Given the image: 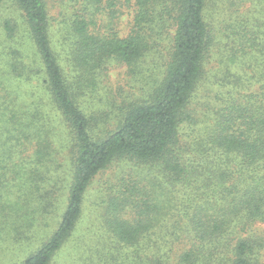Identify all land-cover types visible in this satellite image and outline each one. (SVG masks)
I'll return each mask as SVG.
<instances>
[{
  "label": "trees",
  "instance_id": "16d2710c",
  "mask_svg": "<svg viewBox=\"0 0 264 264\" xmlns=\"http://www.w3.org/2000/svg\"><path fill=\"white\" fill-rule=\"evenodd\" d=\"M9 1L26 26L23 33L3 24L5 78L18 82L0 80L7 127L0 186L21 200L32 193V212L60 208L51 202L61 193L52 182L66 196L52 233L19 264H51L75 247L86 191L113 163L119 172L108 181L104 222L109 248L124 254L108 262L264 264V0H76L61 38L80 66L71 87L51 44L45 0ZM107 8L111 15L132 9L126 37L94 30ZM118 65L142 95L112 104L111 130L88 118L74 94ZM47 108L59 112L71 140L72 167L57 173L40 166L51 144ZM13 136L20 146L34 141L32 155H16ZM102 254L97 246L86 264H102Z\"/></svg>",
  "mask_w": 264,
  "mask_h": 264
},
{
  "label": "rangeland",
  "instance_id": "374dc122",
  "mask_svg": "<svg viewBox=\"0 0 264 264\" xmlns=\"http://www.w3.org/2000/svg\"><path fill=\"white\" fill-rule=\"evenodd\" d=\"M45 3L51 23V44L56 52L60 54V57H62L61 63L65 79L71 87L73 84L72 79L80 71V66L76 63L77 59L74 58L72 54V46L69 47L66 45L65 42L61 41V38L63 36V28L67 22L66 19L70 18L71 13H73V6L76 0H45ZM112 10L111 8H107L106 13L100 12L97 15V23L103 26L101 29L95 27L94 30L99 31L101 34L106 32L115 33L118 37L124 38L130 32L133 11L132 9L125 8L122 12L118 14L115 12L111 15ZM241 11L243 15L245 12L243 10ZM257 11L258 12L255 14L256 16L259 15L258 7ZM244 15H246V13ZM6 20L11 22V26L12 23L14 24L16 31L22 30L24 33L26 23L18 7L15 4L13 5L9 0H2L0 2V80L11 82L16 87L18 81H7L5 78L8 74L7 59L2 52L3 46L5 45L6 47L8 45L3 29V24ZM27 43L29 44V41L25 40L24 44L26 48L23 50H26L28 53L30 45L28 46ZM88 77L89 76H84V79ZM132 80L133 77L129 75L127 68L123 65L112 66L103 74L95 75V87L83 82L86 89L83 88V93L79 98H76L74 94L75 102L88 118H92L94 122L98 123L99 127L102 128L103 125L114 130L117 119L116 110L113 111L112 114L108 113L112 104L114 103L117 108L120 106L121 102L138 100L142 95L137 91V88L132 86ZM47 115L48 122L47 128L45 129L48 131L51 144L49 147L47 146L40 158L43 160L40 166H45L51 169L52 172H54L53 168L56 169L57 172L62 171L67 166L71 169V140L67 135L66 125L63 119H61L58 111L53 109L49 110V108H47ZM6 128V122H4L2 114L0 113V177H3L2 173H4L1 167L5 155L3 146H5L6 139L4 136L7 134ZM95 133H99V131ZM14 138V136L13 138L10 137L11 140L8 141L9 143H13L12 150L15 151L16 155H18L19 151L23 158L32 155L35 146L34 141H25L24 145L20 146L16 139L18 137ZM116 165V163H113L111 166L114 171L102 172L91 181L84 196L81 220L78 222L72 237V243L76 248L69 244V246L65 247L53 257L51 264H86L87 261L93 260L94 250L97 249V246L103 253L102 264L105 263V259L108 262L110 257L112 258V254L119 253V257L124 254V251L121 249L109 248L113 247L110 243L112 238L111 234H108L110 229L104 222L106 216L105 210H107L106 207L111 206V204H108V195L111 193V184H109L108 181L113 179L112 177H114L115 172H119ZM129 166L130 165L126 164L127 168ZM39 170L41 171V169ZM5 174L10 175L11 173ZM52 177L58 180V176ZM36 178H38L37 174L35 179ZM52 183V188L55 193H61L60 196H55V194L52 196L50 193V195L44 196L46 202L49 201L52 196L51 202L60 207L59 209L49 208L48 210L50 211L51 209V213L48 210L45 213H39L40 211L35 210L32 212V207L37 203L34 201L32 193L21 200V198H15L13 189L0 186V264H19L29 254L34 252L52 233L60 219V215L66 207V196H64L61 190H56L55 182ZM18 184L19 183H15L14 185ZM47 190L49 191L50 189H46L45 191ZM112 192L115 193L116 190ZM7 200L9 204L11 203V208L4 207L5 202H8ZM23 237H30V240L27 241V239ZM108 249H111L109 252L110 254H108ZM141 257H143V254H141ZM126 260L127 264H139L130 256L129 258L127 257ZM126 262L119 258L116 263L108 262V264H126Z\"/></svg>",
  "mask_w": 264,
  "mask_h": 264
}]
</instances>
